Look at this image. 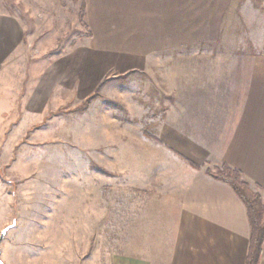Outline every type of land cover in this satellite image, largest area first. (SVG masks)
I'll list each match as a JSON object with an SVG mask.
<instances>
[{"label":"rangeland","instance_id":"1","mask_svg":"<svg viewBox=\"0 0 264 264\" xmlns=\"http://www.w3.org/2000/svg\"><path fill=\"white\" fill-rule=\"evenodd\" d=\"M5 2L27 16L32 30L39 21L56 22L58 27L46 25V33L60 39L55 47L46 43L57 52L46 59L52 67L26 91L31 100L35 92L29 89L38 84L40 96L30 101V111L45 108L40 116L45 115L33 122L20 107L18 122L0 124V235L12 227L1 244L2 262L168 264L183 166L162 148L159 136L167 110L181 115V87L169 79L182 75H167L165 67L180 73L197 60L151 59L147 68L126 74L110 70L98 76L89 68L87 76L79 53L68 55L87 45L81 4L75 9L70 0ZM232 2L241 8L239 39L248 33L264 41V0ZM61 21L71 26L59 27ZM18 123L24 128L12 132Z\"/></svg>","mask_w":264,"mask_h":264},{"label":"crops","instance_id":"2","mask_svg":"<svg viewBox=\"0 0 264 264\" xmlns=\"http://www.w3.org/2000/svg\"><path fill=\"white\" fill-rule=\"evenodd\" d=\"M70 1L73 7L81 4L88 33L83 50L68 54L76 58L79 53L83 71L126 74L147 68L151 59L197 60L181 66L180 73L165 67L167 75H182L169 79L181 87V115L167 110L159 136L162 148L183 166L168 264H245L250 240L246 208L231 187L206 171L229 166L264 194V41L248 33L239 39L241 8L232 0ZM11 10L0 0V124L18 122L20 107L38 123L46 112L30 111L31 100L40 96L38 84L29 89L35 92L31 100L26 91L52 67L46 59L57 52L46 43L54 46L60 38L48 35L46 27L57 25L43 20L32 30L27 16ZM58 25L71 26L66 21ZM27 41L37 43L36 49H27ZM21 124L12 132L23 129ZM259 264H264V247Z\"/></svg>","mask_w":264,"mask_h":264},{"label":"trees","instance_id":"3","mask_svg":"<svg viewBox=\"0 0 264 264\" xmlns=\"http://www.w3.org/2000/svg\"><path fill=\"white\" fill-rule=\"evenodd\" d=\"M197 168L194 165H191ZM211 179L231 187L236 196L243 202L250 227L249 248L245 264H259L264 247V194L259 188H252L241 172L222 166L215 170H207Z\"/></svg>","mask_w":264,"mask_h":264},{"label":"water","instance_id":"4","mask_svg":"<svg viewBox=\"0 0 264 264\" xmlns=\"http://www.w3.org/2000/svg\"><path fill=\"white\" fill-rule=\"evenodd\" d=\"M9 230H10V228L5 229V230L1 233V235H0V264H4V263L2 262V260H1V256H2L1 244H2V242L4 241V239H5V237H6V235H7V233H8Z\"/></svg>","mask_w":264,"mask_h":264}]
</instances>
